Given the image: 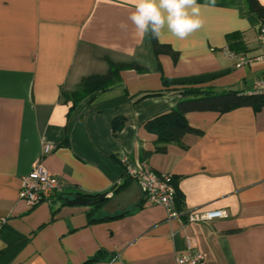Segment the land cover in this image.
<instances>
[{
    "label": "crops",
    "instance_id": "crops-1",
    "mask_svg": "<svg viewBox=\"0 0 264 264\" xmlns=\"http://www.w3.org/2000/svg\"><path fill=\"white\" fill-rule=\"evenodd\" d=\"M131 11L125 0H0V264H86L99 250L105 257L87 264H171L187 237L205 264H264V106L189 111L191 131L164 151L145 126L177 104L179 82L246 93L264 60L236 65L226 35L240 33L243 54L257 56L261 19L245 0H216L187 39L165 32L173 61L154 54L149 34L135 35ZM109 62L145 70H121L109 89L74 105L63 95L83 77L106 74ZM115 118L124 119L117 132ZM124 153L173 176L178 218L137 190L97 219L89 205L71 203L79 194L115 196ZM37 161L65 188L29 208L20 179ZM195 209L228 216L188 222Z\"/></svg>",
    "mask_w": 264,
    "mask_h": 264
},
{
    "label": "trees",
    "instance_id": "trees-1",
    "mask_svg": "<svg viewBox=\"0 0 264 264\" xmlns=\"http://www.w3.org/2000/svg\"><path fill=\"white\" fill-rule=\"evenodd\" d=\"M248 10L253 12L260 19H264V5L259 2V0H245ZM149 42L151 44L152 50L156 56L159 54L169 55L173 61H176L178 57V52L173 50L168 44H163L157 42V40L151 38L149 34ZM228 42V50L236 53H245V48L240 41V33L233 32L226 35ZM234 41V42H232ZM136 69L138 71H144L145 69L140 67L136 63H113L109 62V70L104 75H89L83 77L78 83L76 89L71 92H62L63 95L72 100L73 105L83 98L87 97L89 94L97 91H105L115 84L119 80V73L124 69ZM167 84L166 81H163ZM182 86L181 88V98L177 104L168 112L159 115L146 122V129L156 135L155 140V151H164L166 145L171 142H180L183 135L191 131L185 120V113L189 111H216L219 113H224L242 106H251L256 111L264 106V97L262 96H251L245 93H239L232 90L217 92L212 88H204L192 86L195 83H177ZM123 118H115L112 122V130L117 132L123 126ZM132 181L128 178L119 185L114 193H118L125 189ZM176 188V186H175ZM101 194L95 195H77L84 197H99ZM58 198H61L59 195ZM57 198V199H58ZM109 198L104 197L97 203L89 205V216L91 219H97L99 214L104 211V205L108 202ZM53 201V200H52ZM181 204V195L178 193L176 188L175 194V205L178 207ZM125 211L119 215L106 214L107 217L121 216ZM106 255V252L99 250L91 260L92 261L102 260ZM112 259V256H111ZM86 263V264H87Z\"/></svg>",
    "mask_w": 264,
    "mask_h": 264
},
{
    "label": "built area",
    "instance_id": "built-area-1",
    "mask_svg": "<svg viewBox=\"0 0 264 264\" xmlns=\"http://www.w3.org/2000/svg\"><path fill=\"white\" fill-rule=\"evenodd\" d=\"M258 45L259 54L251 58L243 53L230 50H227L226 54L238 66L255 60H264V19H261V24L258 27ZM245 94L264 97V72L252 81L251 88ZM50 150V146L43 148L45 153ZM120 161L124 170V177L137 184L148 203L161 205L169 217L178 218L179 214L175 211L176 188L171 174L156 173L144 161H132L125 153L120 156ZM64 188V180L48 172L37 161L27 174L21 176L18 196L29 208H33L43 202H52L54 195L63 191ZM185 215L188 222H208L226 218L228 213L224 209H195L188 211ZM171 264H205L204 255L195 250V246L187 237L184 247L176 252Z\"/></svg>",
    "mask_w": 264,
    "mask_h": 264
},
{
    "label": "clouds",
    "instance_id": "clouds-1",
    "mask_svg": "<svg viewBox=\"0 0 264 264\" xmlns=\"http://www.w3.org/2000/svg\"><path fill=\"white\" fill-rule=\"evenodd\" d=\"M132 6L128 19L134 26L135 35L164 43L165 32L178 40H185L204 27L202 9L214 6L216 0L198 3V0H125ZM264 3V0H262ZM126 29V24H121ZM176 50V49H174Z\"/></svg>",
    "mask_w": 264,
    "mask_h": 264
},
{
    "label": "water",
    "instance_id": "water-1",
    "mask_svg": "<svg viewBox=\"0 0 264 264\" xmlns=\"http://www.w3.org/2000/svg\"><path fill=\"white\" fill-rule=\"evenodd\" d=\"M134 190H137L139 194H141L137 184L132 181L128 187L123 189L122 191L118 192L115 196L110 198L108 202L104 205V210H108V208L116 203H123V199L126 198V196L130 193H133ZM106 196V194H101L99 197H84V196H78L76 197L71 203H78V204H85V205H93L103 199ZM108 212H110L108 210ZM112 213V212H110Z\"/></svg>",
    "mask_w": 264,
    "mask_h": 264
}]
</instances>
